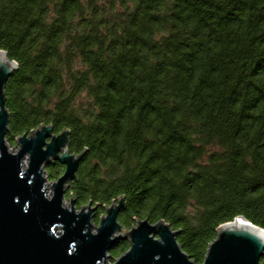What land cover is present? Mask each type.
Here are the masks:
<instances>
[{"label": "trees", "instance_id": "16d2710c", "mask_svg": "<svg viewBox=\"0 0 264 264\" xmlns=\"http://www.w3.org/2000/svg\"><path fill=\"white\" fill-rule=\"evenodd\" d=\"M0 50L6 141L67 130L65 197L96 224L123 198L124 228L165 222L195 264L223 223L264 230V0H0Z\"/></svg>", "mask_w": 264, "mask_h": 264}, {"label": "water", "instance_id": "95a60500", "mask_svg": "<svg viewBox=\"0 0 264 264\" xmlns=\"http://www.w3.org/2000/svg\"><path fill=\"white\" fill-rule=\"evenodd\" d=\"M16 67L0 50V264H108L109 250L121 240L129 247L112 264H195L163 221L138 220L126 230L117 220L123 198L104 208L97 225L92 216L98 205L64 204L82 157L69 152L67 130L54 134L51 125H42L16 138L17 150L8 149L4 87ZM54 161L64 170L50 182L44 166ZM216 232L201 264H260L262 228L239 216Z\"/></svg>", "mask_w": 264, "mask_h": 264}, {"label": "rangeland", "instance_id": "374dc122", "mask_svg": "<svg viewBox=\"0 0 264 264\" xmlns=\"http://www.w3.org/2000/svg\"><path fill=\"white\" fill-rule=\"evenodd\" d=\"M34 130H36V129H34ZM54 133V132H53ZM30 134V133H29ZM55 134V133H54ZM16 141V140H15ZM5 143H6V145L8 146V149H10V150H17V141L13 144V145H10L7 141H5ZM23 163L24 164H26L27 163V157H25L24 158V160H23ZM66 191H67V189H66ZM48 192H50V190L48 189ZM65 194H66V192H65ZM67 199L65 200V202H64V204L67 206L68 204H67ZM85 206V205H84ZM86 210V209H85ZM97 210V209H96ZM95 210V211H96ZM95 211L93 212V215H94V213H95ZM103 216H105V212H104V214H103ZM92 224L93 225H97L96 223H95V221L93 220V216H92ZM136 225V222H135V224L133 225V226H135ZM126 230H129L130 228H125ZM92 231L94 232V229L92 228ZM121 233V232H120ZM122 235V234H121ZM106 262L108 263V264H112V262H113V260L111 259V257L110 256H108L107 258H106Z\"/></svg>", "mask_w": 264, "mask_h": 264}]
</instances>
